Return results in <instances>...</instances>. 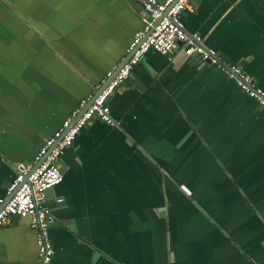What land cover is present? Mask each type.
I'll return each instance as SVG.
<instances>
[{
  "label": "crops",
  "instance_id": "1",
  "mask_svg": "<svg viewBox=\"0 0 264 264\" xmlns=\"http://www.w3.org/2000/svg\"><path fill=\"white\" fill-rule=\"evenodd\" d=\"M192 3L185 28L264 88V0ZM16 8L0 19V197L142 26L134 0ZM107 103L116 124L84 125L46 191L51 264H264V106L179 49L148 50ZM37 262L29 219L13 216L0 264Z\"/></svg>",
  "mask_w": 264,
  "mask_h": 264
},
{
  "label": "built area",
  "instance_id": "2",
  "mask_svg": "<svg viewBox=\"0 0 264 264\" xmlns=\"http://www.w3.org/2000/svg\"><path fill=\"white\" fill-rule=\"evenodd\" d=\"M140 6L141 28L126 48L127 60L106 72L105 78L82 97L61 125L46 137L30 161L20 164L15 176L0 197V228L13 216L27 217L37 244V264H51L54 248L49 227L56 221L47 203L46 191L62 181L58 159L71 146L80 129L94 118L116 124L107 103L114 91L130 76L133 68L148 50L168 58L176 49L186 58L198 59L215 66L248 96L264 106V88L236 63H226L216 49L204 44L203 36L185 28L181 18L184 10L192 9V0H134ZM109 78L100 91L94 92ZM57 198L56 201H60Z\"/></svg>",
  "mask_w": 264,
  "mask_h": 264
},
{
  "label": "rangeland",
  "instance_id": "3",
  "mask_svg": "<svg viewBox=\"0 0 264 264\" xmlns=\"http://www.w3.org/2000/svg\"><path fill=\"white\" fill-rule=\"evenodd\" d=\"M10 14H12V15L13 14H16V15L20 14L16 8V0H0V19L4 18L6 15H10ZM7 25H6V23L2 24L0 26V29L4 30L6 28V30H8ZM253 258H254V256H253ZM255 258H256V260H258V257L256 255H255Z\"/></svg>",
  "mask_w": 264,
  "mask_h": 264
},
{
  "label": "water",
  "instance_id": "4",
  "mask_svg": "<svg viewBox=\"0 0 264 264\" xmlns=\"http://www.w3.org/2000/svg\"><path fill=\"white\" fill-rule=\"evenodd\" d=\"M128 57H129V53H128V54H125L124 58L121 60V62L118 64L117 67H120V66H121V65L127 60ZM108 80H109V78H108L105 82H103V83L101 84L100 88L97 89V90L94 92V96L100 91V89H101L105 84H107Z\"/></svg>",
  "mask_w": 264,
  "mask_h": 264
}]
</instances>
